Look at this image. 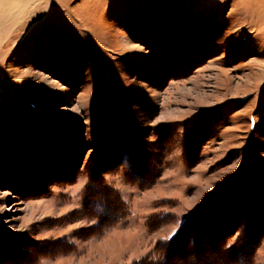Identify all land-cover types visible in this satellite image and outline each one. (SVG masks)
Masks as SVG:
<instances>
[{
  "label": "rangeland",
  "instance_id": "obj_1",
  "mask_svg": "<svg viewBox=\"0 0 264 264\" xmlns=\"http://www.w3.org/2000/svg\"><path fill=\"white\" fill-rule=\"evenodd\" d=\"M0 264H264V0H0Z\"/></svg>",
  "mask_w": 264,
  "mask_h": 264
},
{
  "label": "snow or ice",
  "instance_id": "obj_2",
  "mask_svg": "<svg viewBox=\"0 0 264 264\" xmlns=\"http://www.w3.org/2000/svg\"><path fill=\"white\" fill-rule=\"evenodd\" d=\"M177 230L173 229V233H175ZM171 235V234H170ZM170 237H165V239H169Z\"/></svg>",
  "mask_w": 264,
  "mask_h": 264
}]
</instances>
